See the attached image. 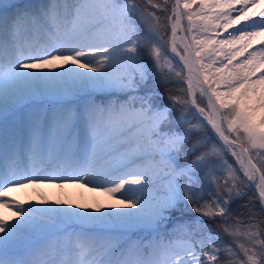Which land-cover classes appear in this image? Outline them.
I'll use <instances>...</instances> for the list:
<instances>
[{
	"label": "snow or ice",
	"instance_id": "6c2138e0",
	"mask_svg": "<svg viewBox=\"0 0 264 264\" xmlns=\"http://www.w3.org/2000/svg\"><path fill=\"white\" fill-rule=\"evenodd\" d=\"M0 264H264V0H0Z\"/></svg>",
	"mask_w": 264,
	"mask_h": 264
},
{
	"label": "bare ground",
	"instance_id": "6f19581e",
	"mask_svg": "<svg viewBox=\"0 0 264 264\" xmlns=\"http://www.w3.org/2000/svg\"><path fill=\"white\" fill-rule=\"evenodd\" d=\"M8 2V0H5ZM12 2H19L20 4L32 2V0H12ZM191 101V100H190ZM46 195H48L49 199H54L58 196L64 197L67 196L69 199L72 200L73 204L75 203H85V204H93L96 203H105L107 202V197L91 193L86 191L85 189L80 188H66L63 190L55 189V188H47L43 190Z\"/></svg>",
	"mask_w": 264,
	"mask_h": 264
},
{
	"label": "trees",
	"instance_id": "16d2710c",
	"mask_svg": "<svg viewBox=\"0 0 264 264\" xmlns=\"http://www.w3.org/2000/svg\"><path fill=\"white\" fill-rule=\"evenodd\" d=\"M166 88H167V91L168 92L169 91L176 92L177 94H180L179 91H178L180 88H183L184 89V87L182 86V84L176 83V82L171 83V84H168L166 86ZM181 94L182 95H186V92L184 91V93H181ZM192 118L194 119L193 121H195V123H196L197 122V119L195 117H192ZM204 136H207V137L211 138L212 140H215L216 141V139L211 134V132H210V130H209L208 127L206 128V131L199 132L196 136L193 137V139H196L197 137H204ZM227 158L235 166V162L233 161V158L230 156V154H228ZM252 195H253V191L250 190L248 192V195L245 196V197H243V199L233 202V204H232L231 207H232L234 213H239L242 210L241 209V205L244 204V203H247L250 200V198L252 197ZM256 206L259 207V204L257 203ZM225 238L227 239V237H225Z\"/></svg>",
	"mask_w": 264,
	"mask_h": 264
},
{
	"label": "rangeland",
	"instance_id": "374dc122",
	"mask_svg": "<svg viewBox=\"0 0 264 264\" xmlns=\"http://www.w3.org/2000/svg\"><path fill=\"white\" fill-rule=\"evenodd\" d=\"M17 3H19V2H17ZM169 54L172 56L173 54H171V52H169ZM175 59V62L178 64V59L176 60V58H174ZM179 67H181L182 68V66L181 65H179ZM157 86V91L160 93V98H161V100H164V102L166 103L167 101L164 99L165 98V96H163L162 94V92H161V86L160 85H156ZM190 105H191V103H190ZM195 111V113L197 114V115H199V113L198 112H196V110H194ZM197 218H199V217H197ZM206 223H211V222H209L208 220H206ZM212 227L214 228V226L212 225Z\"/></svg>",
	"mask_w": 264,
	"mask_h": 264
}]
</instances>
